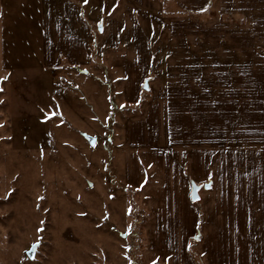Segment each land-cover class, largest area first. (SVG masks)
<instances>
[{
	"label": "rangeland",
	"instance_id": "374dc122",
	"mask_svg": "<svg viewBox=\"0 0 264 264\" xmlns=\"http://www.w3.org/2000/svg\"><path fill=\"white\" fill-rule=\"evenodd\" d=\"M103 1L80 0L90 62L47 66L39 1L0 0V264H172L187 124L235 116L244 150L264 118V0Z\"/></svg>",
	"mask_w": 264,
	"mask_h": 264
},
{
	"label": "crops",
	"instance_id": "0c3cea01",
	"mask_svg": "<svg viewBox=\"0 0 264 264\" xmlns=\"http://www.w3.org/2000/svg\"><path fill=\"white\" fill-rule=\"evenodd\" d=\"M38 1L44 64L57 66L62 57L73 66L90 62L93 33L89 23L93 14L86 19L82 16L80 0ZM102 5L108 13V0ZM119 13L114 10L108 17L119 22ZM195 122L196 127L187 124L184 130L183 168L178 173L185 182L186 207L170 209L164 218L166 224H162L168 229L181 227V234L176 241L164 243L167 247L158 250L155 261L197 264L188 251L190 240L197 236L196 246L204 264H264V118L259 127L248 129L250 134L246 132L244 150L235 116L229 129L206 132L199 114ZM209 133L212 141H206ZM193 182L208 184L199 189L197 204L191 197ZM155 218L152 212L148 224L150 250L163 245L154 233Z\"/></svg>",
	"mask_w": 264,
	"mask_h": 264
},
{
	"label": "water",
	"instance_id": "95a60500",
	"mask_svg": "<svg viewBox=\"0 0 264 264\" xmlns=\"http://www.w3.org/2000/svg\"><path fill=\"white\" fill-rule=\"evenodd\" d=\"M102 28L100 27V30ZM145 88L148 89L149 88V85H148V82H146L145 84ZM87 139L90 141L91 144H94L96 142V139L91 137V136H86ZM206 187H208V184L206 185ZM199 189H200V186L198 184H196L195 182H193L192 184V191H191V197H192V200L193 201H197L199 198H200V195H199ZM36 244H34L31 248V250L28 252V256L30 258H33L34 256V250L36 248Z\"/></svg>",
	"mask_w": 264,
	"mask_h": 264
}]
</instances>
